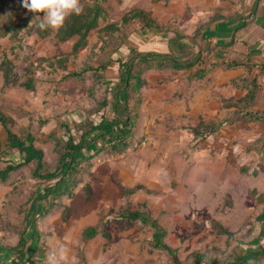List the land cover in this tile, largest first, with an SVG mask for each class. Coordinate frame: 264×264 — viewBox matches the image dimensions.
I'll return each instance as SVG.
<instances>
[{"label":"rangeland","instance_id":"rangeland-1","mask_svg":"<svg viewBox=\"0 0 264 264\" xmlns=\"http://www.w3.org/2000/svg\"><path fill=\"white\" fill-rule=\"evenodd\" d=\"M84 1L89 3L91 0ZM212 1L217 3L219 9L220 6L221 8L228 6L230 11H226L227 16L241 8L249 10L253 2V0ZM197 2L199 0H195V3L192 0H171L170 2L108 0L106 5L108 17L101 22V27L111 23H118L121 26L122 16L139 8L151 13L159 23L170 25V28L163 33L162 31H143L138 25L128 26L123 33L113 34L115 38L125 37L124 44L120 47L121 41L114 42L113 47L119 49L114 54L101 50L100 35L97 31L91 34L87 46L76 56H73L72 52L78 38L60 43L55 38L56 30L54 29L46 38L38 35L28 36L23 49H17L14 53L9 52V57L15 64L14 77L18 78L17 83L9 86H6L4 82L1 54L3 49H10L14 41L9 37H0V109L7 117L14 120L13 131L18 135L32 133L37 138L38 146L45 153L46 167L54 171L59 166L60 155L64 152L62 148L58 149L56 144L68 140L65 126L69 127L81 120L82 112L97 111L105 99L112 101L111 96L114 93L113 89H116L120 69L117 63L111 61L127 58L131 50L142 53L149 43L172 37L171 29L174 25L178 24L179 29L180 25H186L187 21L183 20L189 19L184 16L186 13L201 15L204 20L209 18V15H213L212 12L215 10L212 9L209 13ZM20 3H23V0H0V19L5 22L9 12L13 14L14 19L28 18L29 11L22 12ZM80 3L82 5L81 0ZM171 10H176L177 15L169 17L168 13ZM198 21L200 20L196 22ZM147 52L155 51L147 50ZM68 55L71 56L66 68L50 66L51 61ZM202 57L207 66L209 60L205 55ZM102 63L110 64L100 83L95 78V72L85 73L82 80L65 78L69 73L81 72L86 65L97 67ZM31 65H34L33 69H35L34 90L21 86L27 79V69ZM143 78L147 83L143 93L139 91L137 95L139 102H131V113L137 111L139 118L133 130L129 148L121 154L102 152L88 162L89 164L83 162L80 166L82 171L79 176L80 183L73 189L71 195L55 197L52 200L55 207L50 213L37 217L39 241L35 252L31 249L33 256L28 257L31 253L29 250L24 259L13 256V261L5 260L1 264H19L27 259H30L32 264H54V258H57L56 252L65 248L56 245L57 234L51 227L67 208L69 210H66L65 215H69V224L60 234L65 235L67 231L69 239L75 236L72 232L77 230L78 223L82 225L83 221V226H97L110 211H113V216L107 219L111 221L107 230H112L111 225L114 224L117 230L134 228L140 231L139 247L142 252L139 256L141 257L144 252L147 253L143 255L145 264H173L166 252L154 251L150 248L152 231L148 226L140 223L129 226L115 219L117 211L125 202V187L136 188L137 185H142L144 192L137 190L130 196L131 210H137L141 202H146L151 216L157 217L160 224L167 229L166 241L178 250L182 260H185L193 251L206 252L218 258H224L229 254L239 253L240 249H252L257 246L258 239L261 241L264 238V232H262L264 171L262 168L256 175L257 180L251 177L255 171L252 167L257 165L256 160L251 158L246 160L245 167H238L235 162H228L230 166L227 164V167L230 169L219 171L216 165L220 161L221 153L215 149V136L207 138L203 143L193 145V134L190 127L185 126L187 122L197 118H192L189 114L179 116L175 113L177 109L172 108L174 105L180 106L177 100L184 93L186 104H188L193 97L191 93L204 92L209 87L207 80L194 81L191 73L187 71L185 73L165 71L162 74L157 70L146 71ZM261 85L262 93L255 105L257 109L261 104L264 108V85L263 83ZM233 91L237 93L238 90ZM110 108L111 105L97 116L105 113L108 122L114 121ZM226 109H208L199 117L215 122L220 121L226 116V112H231ZM42 122L46 123L42 124ZM245 123L224 128H230L233 133L239 134L232 136L234 140L239 138L238 142H241L243 138L255 140L258 137L256 132H261L264 125L256 121ZM5 138L6 133L0 125V139L5 140ZM63 146L64 143L61 144V147ZM96 150L97 148H91L89 152L93 154ZM34 167V165L24 166L12 174L7 183L0 185L1 245H17L20 233L25 230L24 223L29 211L30 199L43 185L40 179L33 177ZM118 190L119 195L116 192ZM249 221L252 222L247 229L253 226L254 231L252 235L243 238L242 246L237 239L229 242L227 235L219 233V229L215 227L216 224L223 225L235 233L236 238H242L243 227ZM80 231L79 236L72 239L74 248L72 255L75 258L72 262L91 264L85 252L89 242L86 243L84 230L80 228ZM28 232L29 229L26 230V233ZM110 242L106 240L103 247L105 250L102 255L106 257V263L100 264H129L127 258H117L116 254H113L107 247ZM98 256L99 253L94 258ZM152 258L157 260L152 261ZM94 263L98 264V262Z\"/></svg>","mask_w":264,"mask_h":264},{"label":"trees","instance_id":"trees-1","mask_svg":"<svg viewBox=\"0 0 264 264\" xmlns=\"http://www.w3.org/2000/svg\"><path fill=\"white\" fill-rule=\"evenodd\" d=\"M81 2L83 12L80 15H71L65 25L57 29L55 33V38L60 43L78 38L77 43L73 46V56H76L80 50L87 46L88 38L96 31L100 35L101 50L114 54L119 50L117 47H113L114 42L117 41L119 43L121 41L120 47L124 44L125 37L115 38L113 34L116 32L123 33L128 26L138 25L141 29L155 31H167L170 28V25L159 23L151 13L139 8L124 14L121 19V26L118 23H111L106 25V27H101V22L107 20L108 17L106 6L108 0H91L89 3L81 0ZM259 2L260 0H257V3ZM20 4L22 12H28L22 6V3ZM40 23L41 21L35 19V15L30 12L28 18L14 19L13 14L9 12L5 22L0 19V37H9L14 41V45L10 49H3L1 54V70L6 86L18 82V78L14 77L15 64L10 59L9 52L14 53L17 49H23L25 39L28 36L38 35L41 38H46L51 34L52 28L41 29L39 27ZM182 38L183 36L175 33V37L169 41L171 54L157 52L139 53L131 50L127 58L111 61L112 63H117L120 69V75L115 85L116 89H113L114 93L111 96L112 101L109 102L108 99H105L97 111L82 112L83 118L81 120L74 122L69 127L65 126L68 140L62 142L64 143L63 147H61L62 143L56 144L57 148H62L64 152L60 155L59 166L54 171L46 167L45 153L38 146L37 138L32 133L24 135L15 133L13 131L14 120L7 117L0 109V125L6 133L5 140L0 139V185L7 183L12 174L29 165L35 166L33 177L43 182L42 187L30 199L29 211L24 223L25 230L20 233L18 244L15 246L0 244V264L5 260L13 261V256H19L24 259L26 252L31 249L35 252L39 241L37 217L50 213L55 207L52 201L55 197L58 198V196L64 194L71 195L73 189L80 183L79 176L80 172H82L80 166L83 162L89 164L88 162L102 152L108 151L114 154H121L129 148L133 130L139 118V113L137 111L131 113L130 107L131 102H139L137 95L146 84V80L143 78L144 73L153 67H170L176 70L190 69L199 62V58L189 61L176 58L175 55L183 54L186 49L183 46ZM70 56L49 61V64L52 67L57 65L64 69ZM109 64L102 63L97 67L86 65L81 69V72L69 73L65 78L82 80L85 73L95 72V78L100 83ZM33 66L28 67L27 79L21 84V86L29 90H34L36 85ZM241 66H245V64L243 65L239 61L227 64V68ZM245 67L247 68V75L240 76L232 82L234 88L245 90V96L240 100H228L224 105L226 108L235 109L233 115L225 118L220 123L200 121L199 124L191 127L193 145L202 143L208 136L215 134L224 124L232 125L237 122L262 121L264 119V112L255 109L256 102L262 93L261 72L255 73L248 65ZM260 71L264 73V66L261 67ZM202 74V77H204V73ZM109 105H111L110 109L114 116V121L111 122L107 121L105 113L97 116ZM91 148H97V150L90 154L89 149ZM87 189L90 190V187L87 186ZM137 189L125 187V202L117 211L115 219L122 224L134 225L137 222H141L149 226L153 231L149 241L150 248L154 251L166 252L171 257L173 264H262L264 261V238L261 241L258 239L256 247L240 249L239 253L229 254L224 258H218L206 252L193 251L185 260H182L179 257L178 250L166 242L167 229L160 225L157 219L151 217L146 203L140 204L137 210H131L129 198ZM113 214L114 212L110 211L109 215L105 219L103 218L97 226L88 227L84 231L86 243L100 233L108 236L106 229L111 221L107 219ZM251 222L249 221L243 227L241 239L236 238V234L223 225L216 224L215 227L219 229V233L227 235L229 242L237 239L239 240V245L242 246L244 245L243 238L252 235L254 231L253 226L250 227L251 229H247ZM28 229L29 232L26 233ZM262 229V232H264V225ZM33 251L31 250L28 257L33 256ZM19 264H32V262L27 259L25 261L22 260Z\"/></svg>","mask_w":264,"mask_h":264},{"label":"crops","instance_id":"crops-1","mask_svg":"<svg viewBox=\"0 0 264 264\" xmlns=\"http://www.w3.org/2000/svg\"><path fill=\"white\" fill-rule=\"evenodd\" d=\"M165 1L170 2L171 0ZM192 2L195 3V0H192ZM199 2H197V4H200V6H204V8L206 9L205 11L211 13L212 9L215 10V12H212L213 15H209V18L204 20L201 15H196L192 12H189L188 14L186 13L184 16L186 18L189 17V19H183L187 21L186 25H180V29L178 27V24L174 25V28L171 29V31L173 32L172 37H168L165 40H157L153 43H149L147 49L142 52L149 53L147 52V50H154L157 53L171 54L169 41L174 38L175 33H177L183 36L182 42L183 46L186 47V49L184 50L183 54L180 53L179 55H175L176 58L183 61H189L199 58V62H197L190 69L176 70L170 67H153L152 69L147 71L153 72L157 70L161 71L162 74H164L165 71H176L183 73L187 71L191 73L192 80L194 81L196 80L199 82L201 80H207L209 87L205 89L204 92L198 94L191 93L193 97L192 100L188 102V104H186L184 93L183 96L178 97L179 100H177L180 106H172L173 109H177V112L175 113L179 116L183 114H189L192 118H197L196 120L187 122L188 124L186 123L185 127L189 126L190 128L199 124L200 121L215 122L213 120H206L204 117V119L199 117L201 116L203 111L208 109H226L224 105L228 100H240L245 96V90L234 88L232 86V82L240 76L247 75V68L245 67L246 65H248L249 68L251 67L255 73L261 72L260 83H263L264 85V73L260 71L261 67L264 66V0H260L259 3H257V0H253L251 4L252 8L250 7L249 10H243L241 8V10H237L236 12L232 11V15L230 16L226 15V11L230 9L228 8V6H226V8H221L220 6L219 9L217 3L213 2L212 0H199ZM176 13V10H171L169 11L168 16H175L177 15ZM197 20L200 21L196 22ZM144 30L147 29H143V31ZM147 31L154 32L155 30ZM162 32L165 33L166 31L162 30ZM202 55H205L209 60L207 66L202 59ZM234 61L242 62L243 65L245 64V66L227 68V64ZM202 73H204V77H202ZM143 88L140 91L142 93L144 91ZM234 89L238 90L237 93L236 91H233ZM261 105H259V109H255L257 111L264 112V108H262ZM233 109L234 108H227L226 110H230L231 112H226V116L223 119L221 118L222 120L216 121L215 123H220L225 118L232 116L234 113ZM256 122H258V124L264 125V119L262 121ZM240 124L246 123L237 122L232 124L231 126H238ZM225 126H230V124H224L215 134L207 137L209 138L215 136V149L217 150V152L221 153L219 154L220 161L217 163L216 167L219 171L223 169L229 170L230 168L227 167L229 165L228 162H235L238 167H245L247 164L246 160L251 158V160H256L257 164L252 167V169H254L255 171L254 175H251V177H253L252 179H255L257 177L256 175H258V171L261 168L264 171V127L261 129V132H256V136L258 137L255 140L251 139L250 141L248 138H243L241 142H238L239 138L237 140H234L232 136H238L239 134L233 133L230 128L225 129ZM185 127L181 128L185 129ZM249 164L250 162L248 163V165ZM151 187L155 188V186ZM136 188H138L137 190H140L141 193L144 192V187L142 185H137ZM118 191L116 192L119 195L120 191ZM144 203L146 202L143 201L140 204ZM66 210L69 209L67 208ZM66 210L64 214L59 215V218L51 227V229L57 234L58 241L56 245L58 247H60L61 245L65 248V250L56 252L57 258H54V264H74L72 262V260L75 259L72 255L74 252L72 239L79 236L78 234L81 232L80 228L85 231L88 227L87 225L83 226L84 222L82 221V225L78 223L77 230L72 232V234L76 237L71 236L69 239V233H67V231L65 235L60 234L61 231H64L67 228L66 225L69 224V215H65L67 213ZM151 217L153 219H157L159 222V219L157 217ZM137 223L144 225L141 222ZM114 226V224L111 225V227H113L112 230L108 231L106 229V233L108 234V236L100 233L95 238L88 241L89 243L85 248V252L89 259L88 261L91 264H95L94 262H98V264H100L101 262L106 263V257H104L102 253L105 250V248L103 247L105 245V241L107 240L111 241L109 245H107V247L112 250L113 254H116L117 258L125 257L127 258V262H129V264H145L143 255H146L147 253L144 252L142 253L143 255L141 257L139 256V254L142 252L140 251L139 247L141 232L136 231V229L134 228L127 230H117L114 228ZM97 253H99V256L95 259L94 257L97 255ZM84 259H86L85 254ZM153 259L154 258H152V261Z\"/></svg>","mask_w":264,"mask_h":264},{"label":"clouds","instance_id":"clouds-1","mask_svg":"<svg viewBox=\"0 0 264 264\" xmlns=\"http://www.w3.org/2000/svg\"><path fill=\"white\" fill-rule=\"evenodd\" d=\"M22 6L40 19L39 27L57 30L63 27L67 19L83 12L80 0H23ZM31 26V25H30Z\"/></svg>","mask_w":264,"mask_h":264}]
</instances>
